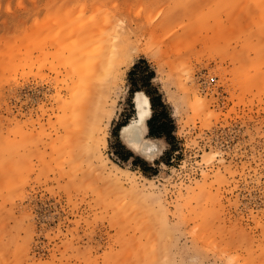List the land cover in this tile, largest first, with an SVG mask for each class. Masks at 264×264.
I'll list each match as a JSON object with an SVG mask.
<instances>
[{
	"label": "rangeland",
	"instance_id": "374dc122",
	"mask_svg": "<svg viewBox=\"0 0 264 264\" xmlns=\"http://www.w3.org/2000/svg\"><path fill=\"white\" fill-rule=\"evenodd\" d=\"M133 89L171 132L150 160ZM0 177V264H264V0H0Z\"/></svg>",
	"mask_w": 264,
	"mask_h": 264
},
{
	"label": "bare ground",
	"instance_id": "6f19581e",
	"mask_svg": "<svg viewBox=\"0 0 264 264\" xmlns=\"http://www.w3.org/2000/svg\"><path fill=\"white\" fill-rule=\"evenodd\" d=\"M116 19V18H115ZM110 23V22H109ZM116 23V22H115ZM139 25V24H138ZM111 27V29H114L115 27H114V25H111L110 26ZM114 27V28H113ZM118 28V27H117ZM117 28H116V30H117ZM95 29V28H94ZM102 29H103V27H102ZM102 29L100 30V31H102ZM109 29V28H108ZM107 29V30H108ZM92 30V29H91ZM107 30H105L106 32H107ZM152 30V29H151ZM93 31V30H92ZM110 31H112V30H110ZM91 32V31H90ZM90 32H88V33H90ZM97 32V31H96ZM96 32H95V34H96ZM103 32V35H104V31H102ZM144 32H146V31H144ZM92 33V32H91ZM98 33V32H97ZM114 33H115V31H114ZM94 34V35H95ZM111 34H113V33H111ZM118 34V33H117ZM127 34V33H126ZM145 34V33H144ZM107 35V34H106ZM148 35V34H147ZM103 37H105V36H102L101 38H99L100 40L103 38ZM156 37H159V35L158 36H156ZM108 39H106L105 41H109L110 42V44L109 45H107L108 47H105V48H107V53L103 56V58H106V57H108V59L110 60V62H109V64L107 65V64H105V66L103 67L104 69H103V72H102V76H104L106 79L104 80V81H107V82H105V84L107 83V84H109V86H108V88L110 87L111 88V86H113L114 85V82H115V76H116V73H117V68H119V66H127V65H129L130 63H131V61H132V58H131V56H126V57H122V55H123V53L121 54V47H120V49H119V46L117 47L118 48V50L116 49V45H114L113 43H111V40H112V38H111V36L110 37H107ZM123 38V37H122ZM99 40V41H100ZM114 40H115V38H114ZM139 40V39H138ZM96 41V40H95ZM107 41V42H108ZM151 41V40H150ZM91 42H93V41H91ZM97 42V41H96ZM108 42V43H109ZM119 42V41H118ZM139 43V42H138ZM76 44V43H75ZM101 44V43H100ZM99 44V45H100ZM142 44H143V42H142ZM74 45V44H73ZM124 45V44H123ZM103 46V45H102ZM142 46V45H141ZM147 47V46H146ZM145 47V48H146ZM101 48V47H100ZM149 49V48H148ZM101 50H102V48H101ZM125 50V49H124ZM123 50V51H124ZM142 50V49H141ZM83 51H85L84 49H83ZM143 51V50H142ZM141 51V52H142ZM96 52V51H95ZM103 52V51H102ZM146 52V51H145ZM85 53V52H84ZM101 55H102V53H101ZM126 55V54H125ZM97 58V57H96ZM90 59H91V57H90ZM99 60V59H98ZM101 60V59H100ZM99 60V61H100ZM98 61V62H99ZM105 61H107V58H106V60L104 59L103 60V64H104V62ZM96 63V62H95ZM99 63H101V62H99ZM103 64L102 65H99L100 67H102L103 66ZM97 69V68H96ZM96 69H95V72H94V74L97 72L96 71ZM97 70H99V68L97 69ZM93 75V74H92ZM97 75H99V74H97ZM97 80V79H96ZM94 81V80H93ZM101 81V80H100ZM99 81V82H100ZM90 82V81H89ZM97 82V81H96ZM98 82V83H99ZM91 84V83H90ZM94 84V83H93ZM97 84V83H96ZM95 84V85H96ZM100 84V83H99ZM99 84H97V85H99ZM102 84V83H101ZM104 84V83H103ZM102 86H104V85H102ZM99 88V87H98ZM93 89V88H92ZM106 89V88H105ZM115 89V88H114ZM104 90V89H103ZM94 91V90H93ZM101 91V90H100ZM90 93V92H89ZM92 94V93H91ZM101 94V93H100ZM110 94V93H109ZM92 97V96H91ZM100 96L98 95L97 96V98H99ZM93 98H94V96H93ZM96 99V98H95ZM101 99H102V97H101ZM91 100V98L89 99V101ZM98 100H100V98L98 99ZM97 100V101H98ZM89 101L86 103L87 104V106H89L90 107V109L92 110V108H91V106H93V105H88L89 104ZM95 101V100H94ZM103 101V100H102ZM84 102V101H83ZM100 102V101H99ZM99 102H98V104H99ZM92 103V102H91ZM95 103H96V101H95ZM132 103H133V107H134V110H135V113H134V117L133 118H131L129 121H128V123H126L124 126H122L121 128H120V139H121V141L125 144V145H127L129 148H131L134 152H136L137 154H139L140 156H143V157H145V158H147V159H152L154 156H155V154L159 151V148H160V145H159V139H152V138H148L147 136H146V133H147V125H146V121H147V119L150 117V115H151V106H150V101H149V98L146 96V94H144L142 91H135L134 93H133V96H132ZM93 104H94V102H93ZM105 103H101V106H103ZM96 105V104H95ZM105 106V105H104ZM86 107V105H84V108ZM89 107L87 108L86 107V109H89ZM95 108H97V109H100L99 111L97 110V112L99 113V114H97V112H96V109H95V113H90V115L93 117L95 114V116L97 117V116H99L100 114H105V107H99V106H94ZM89 109V111H91ZM93 110H94V108H93ZM92 110V112H94ZM88 111V112H89ZM106 115V114H105ZM102 116V115H101ZM92 117L90 118V117H88L89 118V120L88 121H90V123H89V127L88 128H91L90 130H89V132H87V130H88V128H87V126H85L86 128H87V130H86V132L88 133V135H87V140H85V146H86V152H89L90 154H91V156L92 157H94L93 159H96L99 163H101V162H103L104 161V159H103V157H102V155H101V153H100V151H99V145L101 144V145H103V146H105V140H104V133L102 134V136L100 135L101 133H100V128L99 127H101V126H99L100 124H95V122L93 123V122H91V119H92ZM98 118V117H97ZM99 118L101 119V117L99 116ZM84 119V118H83ZM99 119V120H100ZM79 120V119H78ZM77 120V121H78ZM94 120H96V118H94ZM93 120V121H94ZM102 120V119H101ZM85 121V120H84ZM79 122H80V120H79ZM80 123H82V122H80ZM84 124H85V122H83ZM93 123V124H92ZM83 124V125H84ZM87 124H88V122H87ZM87 124H85V125H87ZM90 124H91V126H90ZM80 125V124H79ZM78 125V126H79ZM82 125V126H83ZM77 126V127H78ZM76 128V127H75ZM81 128V127H80ZM83 128V127H82ZM74 129V128H73ZM77 129V128H76ZM82 131H81V134L82 135H85L83 132L85 131L84 129H81ZM75 131V130H74ZM104 131V130H103ZM68 132V131H67ZM66 132V133H67ZM70 132H71V130H70ZM73 132V131H72ZM76 132V131H75ZM78 132H80V129H78ZM69 134V133H68ZM75 134V133H74ZM77 134V133H76ZM78 134H80V133H78ZM86 135H85V137H86ZM78 136H81V135H78ZM64 138V137H63ZM86 139V138H85ZM65 140V139H64ZM67 140V139H66ZM79 141V140H78ZM77 141V142H78ZM82 141V140H81ZM84 141V140H83ZM67 142V141H66ZM101 142V143H100ZM76 143V142H75ZM78 143H82V142H78ZM64 145V144H63ZM79 145V144H78ZM73 147V146H72ZM81 151V150H80ZM79 152V151H78ZM77 152V153H78ZM88 153V154H89ZM85 155V154H84ZM104 163V162H103ZM104 167V166H103ZM120 169V168H119ZM121 172V171H120ZM8 173V172H7ZM121 174H122V172H121ZM117 176V175H116ZM115 176V177H116ZM0 179H1V177H0ZM117 179V178H116ZM4 180V179H3ZM1 182H3L2 181V179L0 180V183ZM5 182V181H4ZM129 182H130V180H129ZM7 183V182H6ZM13 183V182H12ZM2 184V183H1ZM4 185V184H3ZM12 185V184H11ZM10 185V186H11ZM203 188V187H202ZM188 191V190H187ZM186 191V192H187ZM192 191V190H191ZM188 193V192H187ZM187 193H186V195H187ZM11 194V193H10ZM142 194V193H141ZM189 195V194H188ZM149 196H152V195H150L149 194ZM190 199V198H189ZM14 200V199H13ZM181 200V199H180ZM13 203V202H12ZM11 203V204H12ZM14 204V203H13ZM187 204V203H186ZM158 205V204H157ZM12 207V206H11ZM10 207V208H11ZM13 208V207H12ZM150 210V209H149Z\"/></svg>",
	"mask_w": 264,
	"mask_h": 264
},
{
	"label": "trees",
	"instance_id": "16d2710c",
	"mask_svg": "<svg viewBox=\"0 0 264 264\" xmlns=\"http://www.w3.org/2000/svg\"><path fill=\"white\" fill-rule=\"evenodd\" d=\"M134 67H137V66H134ZM130 75L132 74L131 72L129 73ZM152 76V75H151ZM135 91H142L144 94H146V96L149 98V101H150V106H151V117L150 119L147 121V125L149 127V133H148V136L150 137H154V138H160V137H164L167 141H169L170 137H171V132H167L166 129H163V124L160 125V124H155L156 121H157V114L155 112V109H156V103H155V99L149 94L147 93L146 91H143L141 89H133V93ZM162 107L164 106L163 103H161ZM126 123H124L122 126H124ZM120 127V128H121ZM119 155V158L126 162L128 160V157L131 155L130 153H128L126 156H120V154H117ZM140 158L136 157L133 161H132V164H135L136 166H138V164H136V162L138 161H141V160H138ZM140 165V164H139Z\"/></svg>",
	"mask_w": 264,
	"mask_h": 264
},
{
	"label": "built area",
	"instance_id": "2783aa9c",
	"mask_svg": "<svg viewBox=\"0 0 264 264\" xmlns=\"http://www.w3.org/2000/svg\"><path fill=\"white\" fill-rule=\"evenodd\" d=\"M199 85L201 88L206 89L209 85L213 84L215 82L214 77H209V78H199L198 80Z\"/></svg>",
	"mask_w": 264,
	"mask_h": 264
},
{
	"label": "crops",
	"instance_id": "0c3cea01",
	"mask_svg": "<svg viewBox=\"0 0 264 264\" xmlns=\"http://www.w3.org/2000/svg\"><path fill=\"white\" fill-rule=\"evenodd\" d=\"M152 112V111H151ZM151 117V116H150ZM150 118H148L147 119V121L149 120ZM147 121H146V125H147ZM148 133H149V127H148V125H147V136H148ZM121 145H123V144H121ZM127 149V148H126ZM127 151L131 154L129 157H128V160L127 161H133L136 157H135V155L133 154V151L132 150H130L129 148L127 149ZM116 155H117V153H116ZM118 157H119V155H117ZM140 156V155H139ZM126 161V162H127Z\"/></svg>",
	"mask_w": 264,
	"mask_h": 264
}]
</instances>
